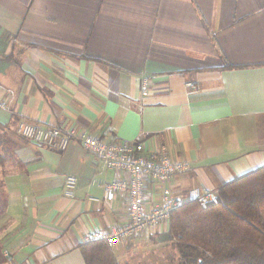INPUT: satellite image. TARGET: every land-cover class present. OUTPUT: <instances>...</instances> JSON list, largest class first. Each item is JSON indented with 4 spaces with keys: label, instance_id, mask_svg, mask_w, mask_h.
I'll list each match as a JSON object with an SVG mask.
<instances>
[{
    "label": "crops",
    "instance_id": "obj_1",
    "mask_svg": "<svg viewBox=\"0 0 264 264\" xmlns=\"http://www.w3.org/2000/svg\"><path fill=\"white\" fill-rule=\"evenodd\" d=\"M0 101L4 262L84 264L87 233L127 221L126 194L106 197L113 172L80 142L51 149L18 124L164 146L190 163L174 195L264 165V0H0ZM161 188L146 185L147 207Z\"/></svg>",
    "mask_w": 264,
    "mask_h": 264
},
{
    "label": "built area",
    "instance_id": "obj_2",
    "mask_svg": "<svg viewBox=\"0 0 264 264\" xmlns=\"http://www.w3.org/2000/svg\"><path fill=\"white\" fill-rule=\"evenodd\" d=\"M149 84V78H140L142 96L148 94ZM3 107L4 103L0 101V108ZM107 131L102 134H108ZM17 132L27 140L56 150H64L71 141L76 140L99 158L102 169L113 172V179L103 186L104 191L108 199H112L115 193L126 194L127 221L122 225L90 231L85 241H103L114 247L132 237L147 236L153 227L167 223L171 211L184 201H214L219 195L218 188L193 189L185 196L174 195L165 184L173 175L189 170L190 163L184 159H172L164 146L153 150L139 140L127 141L115 136L105 138L84 130H65L28 122H20ZM150 182L160 184L162 188L158 201L147 207L144 189ZM77 184L76 176H66L63 195L72 198Z\"/></svg>",
    "mask_w": 264,
    "mask_h": 264
},
{
    "label": "trees",
    "instance_id": "obj_3",
    "mask_svg": "<svg viewBox=\"0 0 264 264\" xmlns=\"http://www.w3.org/2000/svg\"><path fill=\"white\" fill-rule=\"evenodd\" d=\"M218 194L171 211L166 231L178 264H264V165L223 183ZM79 250L84 264H122L103 241H85Z\"/></svg>",
    "mask_w": 264,
    "mask_h": 264
},
{
    "label": "rangeland",
    "instance_id": "obj_4",
    "mask_svg": "<svg viewBox=\"0 0 264 264\" xmlns=\"http://www.w3.org/2000/svg\"><path fill=\"white\" fill-rule=\"evenodd\" d=\"M165 225L167 223L162 222L153 227L147 236L129 239L123 248L115 252L117 260L122 264H178L179 255L169 241Z\"/></svg>",
    "mask_w": 264,
    "mask_h": 264
}]
</instances>
